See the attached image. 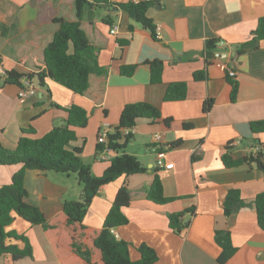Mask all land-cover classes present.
I'll return each mask as SVG.
<instances>
[{"label":"crops","instance_id":"1","mask_svg":"<svg viewBox=\"0 0 264 264\" xmlns=\"http://www.w3.org/2000/svg\"><path fill=\"white\" fill-rule=\"evenodd\" d=\"M155 1L148 15L161 29L157 39L123 12L101 9L93 18L87 14L81 20L90 42L99 48V65L107 71L106 76L92 77L86 95L53 80L41 87L33 79L35 94L20 100L21 88L4 84L0 78V144L14 149L23 130L29 128L35 131L34 138H41L65 124L67 109L80 106L90 117L85 128L76 129L74 145L83 148V161L92 166L94 175L101 176L110 162L97 150L99 136L105 131L113 133L127 104L149 103L159 109L161 119L138 120L124 151L109 155H133L146 172L122 176L102 187L84 225L102 228L119 189L127 187L132 200L124 213L129 221L114 233L130 244L132 260L140 259L138 248L145 244L157 252L156 264H222L219 258L223 250L216 233L223 231L230 234L236 248L223 264H264V231L251 205L264 192V158L263 167L227 168L222 161L225 154L243 159L250 155L254 141L264 143V135L255 134L251 127L254 121H264V40L241 51L264 17V0ZM76 16L75 0H0V66L23 74L43 67L44 49L59 27L54 19L75 21ZM106 16L114 20L115 35L110 33L113 27L103 22ZM1 26L7 29L5 33ZM209 41H216L211 56ZM155 60L164 63L159 84L151 82L149 63ZM124 66L136 67L132 76L122 74ZM229 71L235 73L234 79L229 78ZM195 73L206 78L195 81ZM230 80L238 84L235 100ZM176 82L187 84L186 99L165 101L167 88ZM209 101L211 105L205 109ZM165 120H170L169 124ZM159 158L174 167L157 168ZM21 168L0 166V187L10 184ZM60 174L28 172L25 178L28 203L40 207L49 220L62 212L65 201L82 197L78 178L73 184L72 175ZM156 175L161 178L165 197L172 199L164 205L148 199ZM231 189H238L249 205L227 216L223 205ZM180 213H186L183 221L188 227L178 234L170 228L168 216ZM8 231L29 239L33 258L13 262L6 256L0 258V264H60L42 227L16 216Z\"/></svg>","mask_w":264,"mask_h":264},{"label":"trees","instance_id":"2","mask_svg":"<svg viewBox=\"0 0 264 264\" xmlns=\"http://www.w3.org/2000/svg\"><path fill=\"white\" fill-rule=\"evenodd\" d=\"M156 4L155 0L141 2L117 3L113 0H75V21H67L56 18L58 30L53 40L44 49V66L36 71L23 74L17 70L5 71L4 84L16 85L24 88V79H36L41 87L46 86L48 80H53L79 95H86L92 87L93 76H106V69L98 62L99 48L94 46L86 32L81 27V20L85 15L93 18L98 10L110 9L127 14L132 20L150 31L152 36L159 38L156 27L149 17V10ZM103 22L113 27L114 20L110 16L103 18ZM2 27L5 33L6 28ZM264 40V17L259 20L257 29L252 34V39L244 44L241 51L249 45H254ZM73 49L70 52V49ZM208 56L216 47V41L207 43ZM1 64V59H0ZM151 68V82H162L164 63L155 60L149 63ZM135 66H124L121 72L124 76H132ZM206 77L203 73H195L194 80L202 81ZM234 79V77H230ZM232 84V100L238 93V84L230 80ZM188 86L185 82H176L169 85L165 94V101H183L187 97ZM211 102H206L205 109H209ZM68 116L62 126L54 127L41 138H34L35 131L32 128L23 130V136L19 139L14 149H9L0 144V166L22 165V168L14 174L8 185L0 187V258L9 256L13 262L23 258H33V248L25 235L15 231H8L14 223L16 216L30 223L32 226L42 227L47 240L50 243L60 264H156L159 260L157 252L148 245L138 248L141 255L138 261L130 256V244L116 237L114 231L128 224V217L124 209L131 203V194L127 187L119 189L113 205L105 219L102 228H90L84 225V219L95 196L100 189L122 176L142 174L146 168L137 157L122 153L109 159L110 165L103 175L96 176L92 166L82 159L83 148L74 143L78 140L76 129H83L88 125L89 113L82 107L73 105L66 110ZM140 119L160 120L161 113L155 106L145 103L127 104L121 113L120 123L113 133H108L105 145L98 146V152L105 147L112 152L124 151L126 145L133 139V134H124V130L133 129ZM169 124L170 120H165ZM255 134L264 135V121L251 123ZM260 147V151L254 154V148ZM177 146L176 144L172 147ZM264 143L254 141L250 155L234 160L225 154L222 161L227 168H236L243 165L256 164L263 167ZM28 172L36 175H45L48 172H56L65 175L76 174L82 185V197L79 201H65L62 212L52 219H47L40 207L28 203L29 192L25 185ZM148 199L158 205H164L172 201L165 197L161 178L156 175L148 189ZM249 205L238 189H231L224 202V212L232 215L241 208ZM256 209L259 228L264 231V192L258 194L252 204ZM186 213L170 214V228L181 234L188 227L183 221ZM216 241L222 248L219 258L220 263L228 261L236 252L228 232L218 231ZM23 244V247L19 246Z\"/></svg>","mask_w":264,"mask_h":264},{"label":"built area","instance_id":"3","mask_svg":"<svg viewBox=\"0 0 264 264\" xmlns=\"http://www.w3.org/2000/svg\"><path fill=\"white\" fill-rule=\"evenodd\" d=\"M157 36H160L161 33V29L159 27H156L155 29ZM110 33L112 35H115L117 33V27H113L110 31ZM220 45H225L223 42L219 43ZM5 74V71L3 70V68L0 66V75L3 76ZM228 75L231 77H235V73L232 71L228 72ZM36 92V89L34 88V86L32 85L31 81L26 79L24 80V88H21L20 92H19V98L20 100H24L27 97L34 95ZM134 128L133 129H127L124 130V134L128 135V134H134ZM107 135L108 133L105 131L103 133H101V135L98 138V143L101 145H105L107 142ZM157 140L161 139V137L158 135L156 137ZM239 142H236V144ZM235 145V144H234ZM254 154H257L260 151V147H256L254 148ZM100 153V157H102V159L104 160H108L110 159L109 155L112 154L113 152L110 151L109 149H107L106 147L99 152ZM156 167L159 169H166V170H170L174 167L173 164H165L164 160L162 158L157 159L156 161Z\"/></svg>","mask_w":264,"mask_h":264},{"label":"rangeland","instance_id":"4","mask_svg":"<svg viewBox=\"0 0 264 264\" xmlns=\"http://www.w3.org/2000/svg\"><path fill=\"white\" fill-rule=\"evenodd\" d=\"M97 12H98V13H100L101 11H100V10H98ZM60 175H61V176H64L65 174H60ZM71 175H72V177H73V180H72V181H73V184H74V183H75V181H76V179H77V178H76V177H77V175H76V174H71ZM71 184H72V182H71ZM77 197H78V195H77ZM77 197H76V198H77Z\"/></svg>","mask_w":264,"mask_h":264},{"label":"water","instance_id":"5","mask_svg":"<svg viewBox=\"0 0 264 264\" xmlns=\"http://www.w3.org/2000/svg\"><path fill=\"white\" fill-rule=\"evenodd\" d=\"M234 48H236V47H234Z\"/></svg>","mask_w":264,"mask_h":264}]
</instances>
